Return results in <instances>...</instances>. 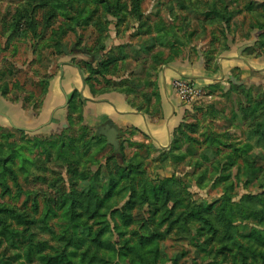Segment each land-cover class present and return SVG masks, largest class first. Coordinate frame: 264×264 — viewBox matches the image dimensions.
Segmentation results:
<instances>
[{
	"label": "rangeland",
	"instance_id": "rangeland-1",
	"mask_svg": "<svg viewBox=\"0 0 264 264\" xmlns=\"http://www.w3.org/2000/svg\"><path fill=\"white\" fill-rule=\"evenodd\" d=\"M262 23L264 0H0V231H7L0 232V264H48L44 255L64 264L73 248V261L87 250L86 261L97 248L99 264H241L243 256H231L240 244L263 250ZM192 55L215 66L240 55L248 64L237 83L225 79L188 101L168 147L122 133L117 153L134 163L128 174L114 163L113 146L85 122L77 93L63 105L65 117L43 125L62 61L77 64L97 96L152 98L161 68ZM132 186L150 203L141 205L136 194L127 208ZM103 196L109 197L100 202ZM72 197L101 204L99 214L91 218L84 203L72 219ZM167 202L175 203V214L162 221ZM199 210L216 233L198 219ZM190 211L196 218L176 229L183 215L168 230ZM251 228L261 235H249ZM153 235L158 255L142 247Z\"/></svg>",
	"mask_w": 264,
	"mask_h": 264
},
{
	"label": "crops",
	"instance_id": "crops-1",
	"mask_svg": "<svg viewBox=\"0 0 264 264\" xmlns=\"http://www.w3.org/2000/svg\"><path fill=\"white\" fill-rule=\"evenodd\" d=\"M247 64V60L240 55L219 58L217 66L200 55L186 60L178 58L158 72L157 87L152 98H145L141 94L137 98L111 91L97 96L87 84L81 68L65 60L60 63L59 71L52 79L45 110L48 120L43 125L48 122L56 124L65 117L67 107L63 105L66 106V101L77 93L79 103L82 102L85 122L91 127L95 126V134L104 138L106 143V137L99 135L97 129L111 120L119 130L120 143V137L125 133L126 137L146 136L154 145L166 148L190 108V103L177 94L175 80L191 79L206 91L207 87L222 85L225 79L237 83L236 75L244 72Z\"/></svg>",
	"mask_w": 264,
	"mask_h": 264
},
{
	"label": "trees",
	"instance_id": "trees-1",
	"mask_svg": "<svg viewBox=\"0 0 264 264\" xmlns=\"http://www.w3.org/2000/svg\"><path fill=\"white\" fill-rule=\"evenodd\" d=\"M107 10L108 11H110V6L109 5H107ZM260 29L261 30H264V24L262 23L260 26ZM11 119H12V123L13 124H15V125H17V124H19L17 121H16V119H14V118H12L11 117ZM180 127V126H179ZM179 127L177 128V130L175 131V133H174V135H173V138L176 136V134H177V131H178V129H179ZM23 128H25V127H23ZM27 131H28V128L26 129ZM30 130V129H29ZM95 137L96 138H102V137H100V136H98V135H96L95 134ZM105 140V139H104ZM105 143H106V141H105ZM110 158L111 157H108L107 159L108 160H110ZM114 163L117 165V167H119L120 169H125V170H129V171H127V174H128V172H130V170H133L132 168H133V166H134V163H132V162H126L125 161V159H124V153H122V152H120V151H118V153H117V151H116V154H115V161H114ZM117 184V182H114V184H111V185H109V188H110V190H109V192L108 193H110V192H113L112 191V188H113V186L114 185H116ZM154 193H157V192H159V190H161V189H157V188H154ZM136 194H138V192H137V190H136V188L134 187V186H132L131 187V190H130V199H129V201L127 202V204H126V207L127 208H133L134 207V203L136 202ZM109 196H110V194H109ZM109 196H103L99 201L100 202H103L105 199H107ZM138 197L141 199V205H147V204H149L150 203V201H149V198H150V195L148 194V193H146V191L144 190L143 192H142V194L140 195V194H138ZM88 198L89 197H84V198H79V197H72V200L70 201V203H69V205H68V210H69V212L70 213H72L73 215H72V219L75 217V215H74V213L73 212H76L77 211V209L78 208H82L83 207V205H84V203H85V206H86V208H87V210L89 211L88 212V214H89V216H91V218H94V217H96L97 216V214H99V209H100V207H101V204L99 205V203H97L96 204V206L95 205H93V204H91V203H87V200H88ZM167 200H169V197L168 196H165L164 197V199H163V202H161V206H163L164 205V203L167 201ZM169 202V201H168ZM167 202V205L165 206L166 208H165V212H166V216H165V218H163L162 219V221H165V220H168V218H170L172 215H174L175 214V203L174 202H171V203H168ZM203 211L204 210H199L198 211V215H199V217H198V219H200V220H202L203 222H205L207 225H211L212 227V230L214 231V233H216V231H217V229L215 228V227H213V222H212V220L211 219H208L207 218V216H204L203 215ZM193 211H190L189 213H186V214H184V213H179V215H177L175 218H173V221H171L168 225V230H171L172 231V229H174V227H173V225H174V223H177L179 220L181 221V219L183 218L182 216L184 215V217L185 218H183V221L181 222V224H180V226H178L176 229H181L182 230V228H181V226L182 225H184L185 226V224H187V223H189L190 221H189V215H191L192 214V217H194V218H196L195 216H194V213H192ZM197 213V212H196ZM106 216V215H105ZM123 216H125V215H123ZM126 217V216H125ZM130 216L128 215L126 218H125V223H128V222H130ZM100 221H97V223H99ZM205 224H203V223H201V225H199V227H198V231L199 232H204V229H205V226H204ZM85 228V232H86V234L88 235V236H90L89 238H90V240L91 241H93V240H99V241H96L99 245H101L100 247H102L103 246V243L100 241L101 239H100V237L99 236H96L97 234H95V231L93 230V228L91 227V226H89V225H87V226H85L84 227ZM1 232V234L4 236V237H6V235H7V231L6 230H2V231H0ZM233 233V231L231 230V229H229V228H226L225 229V234H226V236H232V233ZM249 233V235L250 234H259V235H261V231H260V229H255V228H251V230L248 232ZM155 239H156V237L153 235V236H147V237H145V239H143L142 240V247H145V246H147L148 247V252L149 253H154V255H158V252H159V250H158V242H156L155 241ZM261 243L262 244H264V240L262 239L261 240ZM254 245V244H253ZM95 246H98V245H95ZM224 248H226V249H231L229 246H228V244L227 243H225L224 245ZM240 248H241V251H239V252H235V251H233L232 253H231V256L233 257V256H236L237 255V253H239L240 254V256H243L242 258H243V260L241 261V264H258L257 263V261H258V256H264V249L263 250H258V247H257V245L256 246H248V247H244L243 245H241L240 244ZM232 250V249H231ZM147 251H146V253H147ZM247 251H249V253L247 252ZM76 254V251H75V249L73 248L71 251H67L66 252V254H64L65 256V258H66V261H65V263L64 264H99L100 262H102L103 261V259H101V257H99V255H98V253H97V248H94V251H93V253L87 258V260L85 261V257L86 256H88V252H87V250H84V251H82V254H81V258L78 260V261H73L74 259H73V257H74V255ZM248 258V262H246V259ZM42 259L45 261V262H47L48 264H55V262H56V257H53V256H50V255H44L43 257H42ZM263 261H264V259H262ZM253 261V262H252Z\"/></svg>",
	"mask_w": 264,
	"mask_h": 264
},
{
	"label": "built area",
	"instance_id": "built-area-1",
	"mask_svg": "<svg viewBox=\"0 0 264 264\" xmlns=\"http://www.w3.org/2000/svg\"><path fill=\"white\" fill-rule=\"evenodd\" d=\"M174 87L177 94L187 101L204 94L201 87L197 86L191 79L178 78L174 82Z\"/></svg>",
	"mask_w": 264,
	"mask_h": 264
},
{
	"label": "water",
	"instance_id": "water-1",
	"mask_svg": "<svg viewBox=\"0 0 264 264\" xmlns=\"http://www.w3.org/2000/svg\"><path fill=\"white\" fill-rule=\"evenodd\" d=\"M99 135L105 136L107 143L117 151L120 147V140L118 138L119 130L113 124L111 120H108L103 125L99 126L97 129Z\"/></svg>",
	"mask_w": 264,
	"mask_h": 264
}]
</instances>
